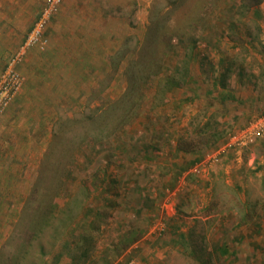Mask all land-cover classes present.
<instances>
[{
  "label": "rangeland",
  "instance_id": "rangeland-1",
  "mask_svg": "<svg viewBox=\"0 0 264 264\" xmlns=\"http://www.w3.org/2000/svg\"><path fill=\"white\" fill-rule=\"evenodd\" d=\"M148 8L107 63L22 71L0 116V264H264V131L237 140L264 119V0ZM47 28L22 67L33 49L49 76Z\"/></svg>",
  "mask_w": 264,
  "mask_h": 264
},
{
  "label": "crops",
  "instance_id": "crops-1",
  "mask_svg": "<svg viewBox=\"0 0 264 264\" xmlns=\"http://www.w3.org/2000/svg\"><path fill=\"white\" fill-rule=\"evenodd\" d=\"M41 0H27L25 5H39ZM151 0H64L60 11L53 15L47 28L50 38V44L47 50V56L51 57L54 67L50 75H46L42 69L39 71L40 65L45 63L43 58L38 55L39 51L31 49L27 56V61L22 71L27 75L29 83L33 77L41 73L40 80L43 78L62 79L60 71L62 69L60 62L64 64V70L70 71L73 68L69 65L79 61L83 63L103 64L108 62L110 54H114L119 45L127 35L125 32L131 30H141L145 25L146 10ZM20 0H0V60L3 54L12 47L13 31L26 30L25 38L31 27L19 26L21 16L20 13L13 19V10L21 8L24 3ZM20 10V9H19ZM129 10V12H127ZM131 10H136L132 15ZM41 13V12H39ZM22 15V14H21ZM40 14H38V17ZM19 17V19H18ZM37 17V18H38ZM78 32V33H77ZM44 53V52H41ZM90 58V59H88ZM36 59L37 65L33 66L32 61ZM0 61V68L5 67V63ZM32 66L37 69L34 74ZM94 68L92 69V71ZM99 70L98 68L95 69ZM46 76H43V75ZM92 77V76H91ZM39 78V75H38ZM59 78V79H57ZM64 79V78H63ZM12 105V104H11ZM10 105V106H11ZM16 103L13 104L14 109ZM44 108V107H43ZM42 108V110H43ZM9 109V108H8ZM7 109V110H8ZM9 113V112H8ZM3 121L0 120V128L4 124L10 123L8 117ZM19 129L20 126H13ZM36 129V128H35ZM29 128L27 129V132ZM42 135V134H41ZM2 195L0 194V201Z\"/></svg>",
  "mask_w": 264,
  "mask_h": 264
},
{
  "label": "built area",
  "instance_id": "built-area-1",
  "mask_svg": "<svg viewBox=\"0 0 264 264\" xmlns=\"http://www.w3.org/2000/svg\"><path fill=\"white\" fill-rule=\"evenodd\" d=\"M63 1L64 0H46L40 16L28 32L23 45L7 62L4 70L0 74V116L3 115L13 103L17 94L23 88L25 77L21 67L27 51L35 46L43 47L47 43L45 34L47 25L52 16L60 10ZM252 124L253 128L246 130L245 133L237 139L241 144L247 143L245 138L249 133L259 135L264 131V119L261 118Z\"/></svg>",
  "mask_w": 264,
  "mask_h": 264
},
{
  "label": "trees",
  "instance_id": "trees-1",
  "mask_svg": "<svg viewBox=\"0 0 264 264\" xmlns=\"http://www.w3.org/2000/svg\"><path fill=\"white\" fill-rule=\"evenodd\" d=\"M258 3H260V1L257 2V4H258ZM196 161H198V159L195 160L193 163H195ZM44 214H45V213L42 212V215H43V216H44ZM43 216L40 217L42 220H44V219H43ZM41 222H42V221H41ZM28 237H30V236H28ZM28 242L30 243V240H28ZM30 244H31V243H30ZM31 245H32V244H31ZM86 250H87V249L84 250V253H85ZM12 264H13V262H12ZM14 264H16V263H14Z\"/></svg>",
  "mask_w": 264,
  "mask_h": 264
}]
</instances>
